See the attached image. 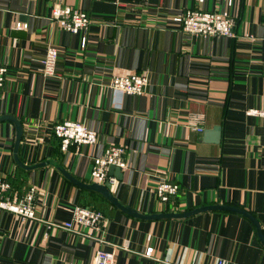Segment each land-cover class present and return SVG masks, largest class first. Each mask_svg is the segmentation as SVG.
<instances>
[{"label": "crops", "instance_id": "obj_1", "mask_svg": "<svg viewBox=\"0 0 264 264\" xmlns=\"http://www.w3.org/2000/svg\"><path fill=\"white\" fill-rule=\"evenodd\" d=\"M57 3L87 13L83 34L51 18ZM188 8L226 12L235 36L183 31L174 18ZM263 15L264 0H0V65L7 68L0 116L21 123L19 160H55L90 183L94 156L117 145L127 166L107 180L120 204L143 214L230 204L253 214L264 236V115L247 112L264 110ZM49 44L58 59L47 76L42 59ZM132 72L147 76L142 93L108 86L112 75ZM194 114L202 116L201 131L192 127ZM64 120L95 130L96 141L62 150L53 125ZM15 132L11 120H0V178L11 185L9 194L35 186L41 220L0 209V264H92L99 247L114 251V264H215L217 258L264 264V246L247 217L229 210L131 216L52 164L19 166ZM160 180L179 185L168 206L155 195ZM88 197L107 218L94 232L104 242L55 226L70 219L74 205L95 209L80 204ZM148 246L150 257L142 255Z\"/></svg>", "mask_w": 264, "mask_h": 264}, {"label": "built area", "instance_id": "obj_2", "mask_svg": "<svg viewBox=\"0 0 264 264\" xmlns=\"http://www.w3.org/2000/svg\"><path fill=\"white\" fill-rule=\"evenodd\" d=\"M51 18L63 29L82 34L89 24V16L84 10L74 8L69 5H54L51 9ZM180 24V28L195 36L205 35H224L229 37L235 36L234 18L226 12L208 11L198 8H188L180 15L174 18ZM264 23V15H263ZM26 24L16 23V27H26ZM251 37V36H250ZM82 44H84V36H81ZM58 59V50L53 45H47L44 57L42 59V73L50 76L55 73L56 63ZM7 68L0 65V87H2ZM110 86L115 92L127 93L132 95L140 94L144 91L147 84V76L142 73L132 72L127 74H114L108 80ZM248 113L262 114L264 110L249 109ZM202 116L194 114L191 116L190 122L195 130L201 131L202 127L198 125ZM53 134L60 140V148L66 150L69 145L74 144L76 147L81 144H91L97 139L95 130L89 129L80 121L64 120L53 125ZM116 165L120 169L127 166L124 156V148L117 145H109L104 151L94 156L92 167L90 170L91 179L96 183H103L109 177L107 176L108 168ZM11 189V185L5 179L0 178V209L9 210L24 218L41 220L37 216L35 209V193L34 185H30L22 193H7ZM179 185L169 180H160L155 185V195L161 202H169L178 192ZM53 224V223H51ZM54 225V224H53ZM107 225V218L98 210L93 208L74 205L71 208L70 219L55 224L60 228L75 233H85L84 235L104 242L100 236L96 235L101 232ZM152 246L145 248L143 256L150 257ZM114 251H106L103 248H97L93 255L92 264H114ZM215 264H224L221 258L215 260Z\"/></svg>", "mask_w": 264, "mask_h": 264}, {"label": "water", "instance_id": "obj_3", "mask_svg": "<svg viewBox=\"0 0 264 264\" xmlns=\"http://www.w3.org/2000/svg\"><path fill=\"white\" fill-rule=\"evenodd\" d=\"M3 119L11 120L15 125L16 132H15L14 143H13V158H14L15 162L23 168L33 169V168L43 166L46 164H52L62 173V175L65 178H67L73 184L80 186V187H83V188L93 190L95 192H98L105 199H107L110 203H112L114 206H116L117 208L122 210L124 213L129 214V215L134 216V217H137V218L159 219V218H170V217H187L189 215H192V214H195L198 212H202V211H206V210L234 211V212H237V213L247 217L253 223L255 230H256V233H257V236L264 246V236H263V233H262V230H261V227L259 225L258 220L254 217L253 214H251L249 211H247L241 207L230 205V204L214 203V204L200 205V206H197V207L191 208L189 210H185V211H173V212L163 211V212H155V213H150V214H143V213L136 211L133 208H130L128 206H124V205L120 204L117 201L116 197L113 196V194L111 193V182H109L108 180L104 181L103 183H96L94 181L90 182V183L82 182V181L78 180L77 178H75L72 174H70L60 163L56 162L55 160H46V161L38 162L35 164H31V165L23 164L19 160V157L17 154V151L19 148V143H20V138H21V123L17 118H15L11 115H7V114L0 116V120H3ZM213 130L215 132H219V134H220V126H215L213 128ZM112 170L119 172L120 168L116 165H111L108 168V174H110L109 172H111Z\"/></svg>", "mask_w": 264, "mask_h": 264}, {"label": "trees", "instance_id": "obj_4", "mask_svg": "<svg viewBox=\"0 0 264 264\" xmlns=\"http://www.w3.org/2000/svg\"><path fill=\"white\" fill-rule=\"evenodd\" d=\"M59 140V139H58ZM60 141V140H59ZM59 148H60V143H59ZM13 183V181H11V184ZM14 184V183H13ZM16 184V183H15ZM18 186H19V184H18ZM95 192V191H94ZM98 193V192H97ZM99 201L98 200H96V199H94V198H92V197H88L87 198V200H83V198L80 200V204L81 205H85V206H92V207H94L95 209H97L98 210V208H99ZM166 205L168 206L169 205V202H167L166 203ZM100 210V209H99Z\"/></svg>", "mask_w": 264, "mask_h": 264}]
</instances>
